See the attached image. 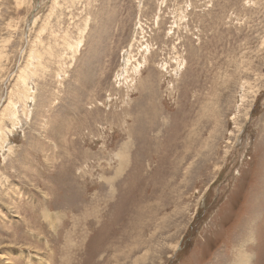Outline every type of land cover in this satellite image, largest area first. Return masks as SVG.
<instances>
[{
    "label": "rangeland",
    "instance_id": "374dc122",
    "mask_svg": "<svg viewBox=\"0 0 264 264\" xmlns=\"http://www.w3.org/2000/svg\"><path fill=\"white\" fill-rule=\"evenodd\" d=\"M0 124V264H264V0H0Z\"/></svg>",
    "mask_w": 264,
    "mask_h": 264
},
{
    "label": "bare ground",
    "instance_id": "6f19581e",
    "mask_svg": "<svg viewBox=\"0 0 264 264\" xmlns=\"http://www.w3.org/2000/svg\"><path fill=\"white\" fill-rule=\"evenodd\" d=\"M23 3V2H22ZM47 47V46H46ZM131 48V47H130ZM128 54V53H127ZM34 60H36V59H34ZM127 60V59H126ZM146 60V59H145ZM127 63V62H126ZM129 63V62H128ZM23 86V85H22ZM31 96H33V95H31ZM18 97V96H17ZM19 98V97H18ZM11 103V102H10ZM9 103V104H10ZM16 106V105H15ZM10 108V107H9ZM14 108V107H13ZM7 114H11L12 113V109H10V110H8L7 112H6ZM17 113V112H16ZM15 115V114H14ZM17 115V114H16ZM7 116V115H6ZM14 116H12V118H13ZM9 118H11L10 116H9ZM17 118V117H16ZM1 119H2V117H1ZM13 122V121H12ZM1 125V124H0ZM20 126V125H19ZM1 137V136H0ZM4 142V141H3ZM4 145V144H3ZM219 231V230H218ZM246 256V255H245ZM241 257V258H240ZM239 257V260H238V263H236V264H241V262H243V264H246V258H242V256H240Z\"/></svg>",
    "mask_w": 264,
    "mask_h": 264
}]
</instances>
